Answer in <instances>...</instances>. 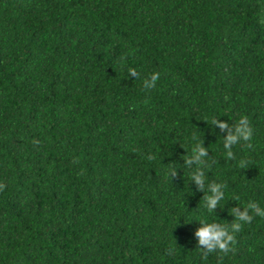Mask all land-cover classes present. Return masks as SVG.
Wrapping results in <instances>:
<instances>
[{
    "label": "trees",
    "instance_id": "trees-1",
    "mask_svg": "<svg viewBox=\"0 0 264 264\" xmlns=\"http://www.w3.org/2000/svg\"><path fill=\"white\" fill-rule=\"evenodd\" d=\"M0 185V264H264L251 211L227 254L196 235L264 209V0H0Z\"/></svg>",
    "mask_w": 264,
    "mask_h": 264
},
{
    "label": "clouds",
    "instance_id": "clouds-1",
    "mask_svg": "<svg viewBox=\"0 0 264 264\" xmlns=\"http://www.w3.org/2000/svg\"><path fill=\"white\" fill-rule=\"evenodd\" d=\"M129 73L133 76L137 75L135 69H129ZM158 73L151 76V83L148 80H145V87L150 88L155 86V81L158 79ZM138 78V77H137ZM213 125H217L221 130H227L228 135L224 138V147L227 149V157L233 159V152L231 148L233 145H236L241 140L250 141L252 138V128L247 117H241L239 121L234 126H229L228 123L220 122L218 119L212 120ZM193 139L197 137L193 136ZM248 147H251V144H248ZM192 157H184L187 165H197L195 171L191 174V180L196 183L200 191H204L205 175L203 168L207 166L205 161L202 159L208 155V151L203 147V142H200L195 145L192 149ZM154 157L149 155L148 159L152 160ZM240 167H246V163L241 161ZM171 176L174 178L177 176V169L171 170ZM2 185H0V190H2ZM226 185L223 184H212L210 187L211 194L206 195L204 200L206 202V207L208 212H213L216 207L219 205V202L224 198V188ZM250 211L255 215L261 216L264 218V209H261L258 204L255 202H250L245 211L240 212L238 208L230 209V214L236 216V220L231 223V231L225 226L219 223H209L206 221H200L203 225L197 231L196 235L199 237V245L197 248L201 249L199 246H204L201 252L202 258L207 259L210 253L221 252L227 254L232 251L231 245L235 244V235L242 229V223H251L253 220V215H250Z\"/></svg>",
    "mask_w": 264,
    "mask_h": 264
}]
</instances>
